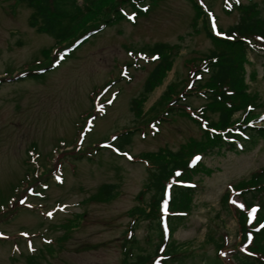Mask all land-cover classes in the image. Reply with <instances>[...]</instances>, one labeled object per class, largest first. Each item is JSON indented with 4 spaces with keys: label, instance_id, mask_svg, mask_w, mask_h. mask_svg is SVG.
<instances>
[{
    "label": "rangeland",
    "instance_id": "1",
    "mask_svg": "<svg viewBox=\"0 0 264 264\" xmlns=\"http://www.w3.org/2000/svg\"><path fill=\"white\" fill-rule=\"evenodd\" d=\"M101 1L97 14L74 26V35L112 11L123 9L129 18L104 26L65 54L72 41L57 44L32 25V8L25 0H0V78L59 63L37 78L0 83V264H123L122 242L133 221L130 210L145 204L150 194L140 192L149 165L140 155L155 156L203 138L186 112L160 119L172 103V98L161 97L170 85L180 96L208 80V72L199 74L197 68L220 43L208 37L204 26L213 33L223 31L237 21L238 10L226 0H197L205 10L202 15L192 0H143L147 10L133 17L127 0ZM252 1L264 11V0ZM157 43L176 46V52L138 107L132 100L141 96L159 61L151 50ZM260 60L249 53L243 61L248 88L242 102L246 107L252 99L261 102L255 107L259 113L264 103ZM184 98L193 109L206 101L194 92ZM252 120L264 125V117ZM128 128L133 129L131 140L118 153L116 135ZM195 155L202 165L193 177L194 207L172 238L187 242L194 264H212L215 255L225 264H237L233 249H248L252 227L260 229L261 221L241 201L240 190L264 169V139L247 150ZM105 182L115 187L103 199L98 191ZM225 192L231 195L226 208L221 201ZM239 215L250 227L247 234ZM146 223L137 221L133 232L142 243ZM210 230L215 238L222 237L221 248L206 240Z\"/></svg>",
    "mask_w": 264,
    "mask_h": 264
},
{
    "label": "trees",
    "instance_id": "2",
    "mask_svg": "<svg viewBox=\"0 0 264 264\" xmlns=\"http://www.w3.org/2000/svg\"><path fill=\"white\" fill-rule=\"evenodd\" d=\"M32 8L29 21L36 25L37 29L51 36L58 44L72 41L68 50L80 45L81 42L99 32L104 26H108L121 19H128L129 15L119 9L115 13L105 15L101 22L85 30L81 35H74V26L83 22L87 16L97 14L101 0H25ZM143 0H127L135 16L147 10L142 6ZM229 6L238 10V19L225 30L213 33L208 26L204 29L214 42L220 43L219 48L211 50L202 59L198 71L208 72V80L198 81L193 89L183 92L185 95L194 94L203 97L206 101L198 108L193 109L182 101L184 94L175 95L172 85L166 88L162 98H172V103L166 106L160 119H167L174 111H182L189 114L203 130V138L192 140L188 146H181L177 150H164L151 154H139L140 159L148 162V178L145 189L150 191L145 204L133 207V221L129 226V237L122 242L124 248L123 264H188L195 263V255L188 248L186 241H176L172 238L174 231L183 223L186 216L194 207L196 194V182L193 177L196 170L202 165L198 163L197 155L192 156L194 151L203 153H221L225 150H247L252 148L260 139H264V125L254 123L256 117H264V103L260 113L255 107L261 106V102L252 99V106H243L245 88L244 59L249 53H253L255 59H261L264 68V11L257 2L249 0L242 3L239 0H226ZM192 4L202 15L205 14L197 0ZM143 10V11H142ZM229 12L231 8L226 7ZM131 21L133 18H130ZM196 19L193 20L195 26ZM78 42V44H76ZM176 46L165 43L155 44L151 50L155 56L159 55V61L148 74L141 96L132 100L133 105L139 107V101L145 99V94L150 91L157 80L163 76V72L169 69L176 52ZM152 52V53H153ZM61 53H63L61 51ZM50 63V62H48ZM40 66L44 69L47 65ZM33 70L27 69L14 77L13 81L23 78H37L43 73L34 74ZM197 71V70H195ZM197 71V72H198ZM201 72L199 71V74ZM264 77V74H263ZM5 78H0V83ZM175 88V87H174ZM193 90V91H192ZM231 92V94L227 93ZM247 101V100H245ZM242 107L239 114L237 109ZM190 109V110H189ZM209 113L216 114V118L209 117ZM259 113V114H258ZM133 129H124L117 133L119 151L131 140ZM115 184L105 182L99 188V195L103 199L113 195ZM240 190L241 201L246 207L254 210L256 220L261 221L260 228L254 232L252 227L253 241L248 249H233L232 256L237 264H264V169L253 174L247 182L242 184ZM229 192L222 196V205L228 206ZM146 220L147 231L143 240L140 241L133 234L137 221ZM237 221L243 233L247 234L249 226L244 224L243 215L237 217ZM206 240H210L216 246H223L222 237L215 238L212 231L206 233ZM202 258V257H201ZM212 264H225L218 255L214 256Z\"/></svg>",
    "mask_w": 264,
    "mask_h": 264
},
{
    "label": "water",
    "instance_id": "3",
    "mask_svg": "<svg viewBox=\"0 0 264 264\" xmlns=\"http://www.w3.org/2000/svg\"><path fill=\"white\" fill-rule=\"evenodd\" d=\"M47 69H49V67L47 68ZM45 70L44 69H42V70H38V71H32L34 74H38V73H42V72H44ZM15 78V77H14ZM14 78H5L4 80L5 81H10V80H13Z\"/></svg>",
    "mask_w": 264,
    "mask_h": 264
},
{
    "label": "snow or ice",
    "instance_id": "4",
    "mask_svg": "<svg viewBox=\"0 0 264 264\" xmlns=\"http://www.w3.org/2000/svg\"><path fill=\"white\" fill-rule=\"evenodd\" d=\"M23 201H21V203H22ZM30 247H31V245H30Z\"/></svg>",
    "mask_w": 264,
    "mask_h": 264
}]
</instances>
